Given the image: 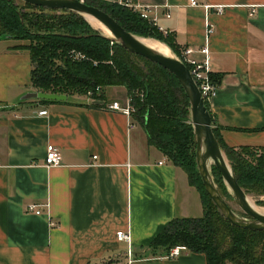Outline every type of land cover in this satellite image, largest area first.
I'll return each mask as SVG.
<instances>
[{"label":"crops","instance_id":"1","mask_svg":"<svg viewBox=\"0 0 264 264\" xmlns=\"http://www.w3.org/2000/svg\"><path fill=\"white\" fill-rule=\"evenodd\" d=\"M133 1L157 5L150 15L179 48L207 45L210 72L221 74L207 102L221 141L264 147V0H195L206 9ZM205 20L213 25L206 40ZM18 43L0 39V264H205L187 250L148 254L169 220L195 217L201 205L185 172L147 143L141 126L103 107L123 88L105 87L102 107L85 96L21 101L34 90L27 51L9 48ZM47 144L59 148L58 166L41 165ZM27 203L40 213L23 211Z\"/></svg>","mask_w":264,"mask_h":264},{"label":"trees","instance_id":"2","mask_svg":"<svg viewBox=\"0 0 264 264\" xmlns=\"http://www.w3.org/2000/svg\"><path fill=\"white\" fill-rule=\"evenodd\" d=\"M83 3L101 9L130 33L162 41L178 56L179 47L171 34L160 31L131 9L110 0H83ZM4 36L21 42L10 49L27 51L29 84L34 91L66 97L84 96L90 91L92 100L105 102V87L124 88V100L128 99L133 108L131 118L141 126L147 143L185 172L187 182L198 192L202 214L169 220L148 243L149 255L163 256L169 248L182 245L189 252L203 254L205 264H264V230L231 225L203 189L195 165L188 100L170 72L99 35L81 16L65 9L0 0V39ZM209 78L218 86L221 74L210 72ZM203 103L210 115L211 131L238 186L249 196L264 195V147L225 145L218 127L212 126L207 102ZM91 106L102 107L96 103ZM211 174L214 183H221L231 198L214 167ZM254 201L264 205V201Z\"/></svg>","mask_w":264,"mask_h":264},{"label":"water","instance_id":"3","mask_svg":"<svg viewBox=\"0 0 264 264\" xmlns=\"http://www.w3.org/2000/svg\"><path fill=\"white\" fill-rule=\"evenodd\" d=\"M35 6L46 9H65L72 11L81 16L93 29L91 23L85 18L90 16L100 22L111 34L106 36L98 30V34L104 36L119 44L123 49L130 53L139 55L153 63L160 65L162 68L170 72L183 89L188 100V119L192 129V137L194 141L195 165L199 174L201 184L208 198L214 204L216 210L231 225L250 230H264V214L259 213L249 203L247 194L238 186L230 165L219 147L210 125V115L207 111L199 91L194 84L187 67L172 53V51L162 42L168 49V54H162L141 42L139 36L126 31L115 20L101 9L90 6L79 0H20ZM97 30V29H95ZM1 38H6L1 37ZM155 41L154 39H151ZM45 99L63 101L66 99L64 94L31 91L23 93L19 99ZM92 103L102 104V100H92ZM214 167L234 203L241 211V215L235 213L224 201L219 194L213 181L211 168Z\"/></svg>","mask_w":264,"mask_h":264},{"label":"built area","instance_id":"4","mask_svg":"<svg viewBox=\"0 0 264 264\" xmlns=\"http://www.w3.org/2000/svg\"><path fill=\"white\" fill-rule=\"evenodd\" d=\"M82 1L83 0H79ZM116 1L118 4L123 5L133 12H136L142 19L147 20L150 24L156 26L160 31L161 28L156 24V18L150 15V12L153 9H156L157 5H149V4H142L135 2L133 0H110ZM187 5L190 6H202L203 8H209L208 5H201L200 3L196 2L195 0H188ZM212 8L214 12L219 14L222 12L223 6L222 5H213ZM168 17V13L164 15ZM213 31V25L205 20V40ZM194 53H198L201 55V58H197L194 56ZM177 58L187 67L194 84L196 85L200 97L203 101L208 102L210 96L212 95L213 91L216 88L210 78H209V59H208V48L207 45L204 43L198 49L194 50L190 46H184L179 48V54ZM98 91V88H95V92ZM87 99L92 100V93L90 91L86 92L84 95ZM103 107L107 110L118 111L119 113L125 115V117H131V113L133 112L132 106L129 104L128 99H125L123 102H119L117 100H113L103 104ZM39 115L46 114V110H39L37 112ZM94 158V156H92ZM60 164V151L59 148L52 144H47L45 147V154L42 160V166L44 168L58 166ZM1 166V165H0ZM23 211L30 212L34 214H39L40 210L38 209V205L35 203H27L23 207ZM52 221H49V225H53ZM115 236L118 240H125L129 239L128 233L117 231ZM186 250V248L182 245H176L167 251L165 255L162 257H177L181 251ZM129 253V251H127Z\"/></svg>","mask_w":264,"mask_h":264},{"label":"rangeland","instance_id":"5","mask_svg":"<svg viewBox=\"0 0 264 264\" xmlns=\"http://www.w3.org/2000/svg\"><path fill=\"white\" fill-rule=\"evenodd\" d=\"M95 29H97V28H95ZM94 29V30H95ZM96 31H98V29L96 30ZM148 38H151V37H148ZM151 39H154L155 41L157 40V39H155V38H151ZM120 90H118V92H117V96H116V100H118V101H123L124 100V98L126 97V93H125V89L123 88V90H121V88H119ZM68 99H75V100H83V99H86L85 97H83V96H78V95H69L68 97H67V100ZM29 100H31V99H29ZM132 119V118H131ZM217 178V177H216ZM217 184V185H216ZM216 188L218 189V191L221 193V197L224 199V201L227 203V205L235 212V213H237L238 215H241L242 213H241V211H240V209L237 207V205L234 203V201L232 200V198H229L227 195H226V193H225V191H224V189H223V186H222V184L221 183H217L216 182ZM224 185V184H223ZM227 191V190H226ZM247 198H248V201L250 202V204H252L253 206H255V207H258V209H263L264 210V205L263 204H261V205H259V204H257V203H255V199H258V200H261V201H264V195H261V196H247ZM202 211L200 210L199 212H197V210L196 211H194V213L191 215V216H200L202 213H201Z\"/></svg>","mask_w":264,"mask_h":264},{"label":"bare ground","instance_id":"6","mask_svg":"<svg viewBox=\"0 0 264 264\" xmlns=\"http://www.w3.org/2000/svg\"><path fill=\"white\" fill-rule=\"evenodd\" d=\"M85 18L91 23V25L95 28H97L101 33H103L106 36H111V34L109 33V31L97 20H95L94 18L90 17V16H85ZM141 42H143L144 44H146L147 46L151 47L152 49L167 55L168 54V49L163 45L160 44L156 41H153L151 39H147V38H140L139 39ZM250 203V202H249ZM255 210H257L259 213H263L264 214V210L263 209H258V207L253 206L252 204H250Z\"/></svg>","mask_w":264,"mask_h":264}]
</instances>
